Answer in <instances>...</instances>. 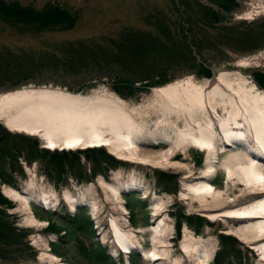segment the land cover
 Returning <instances> with one entry per match:
<instances>
[{
    "label": "rangeland",
    "instance_id": "1",
    "mask_svg": "<svg viewBox=\"0 0 264 264\" xmlns=\"http://www.w3.org/2000/svg\"><path fill=\"white\" fill-rule=\"evenodd\" d=\"M0 2L37 10L52 5L75 18L73 24L44 28L0 20V95L50 87L114 99L140 113L137 119L148 135L159 132L172 136L171 141L157 145L141 143L146 162L139 163L117 157L108 147L50 150L38 136L12 130L0 120V166L6 159L8 179L13 182L0 181L4 198L0 218L14 229L0 230V264H175L176 259L196 264L180 249L186 232L200 249L212 255L211 264H264L256 250L227 232L245 222L209 219L191 190L182 195L188 176L206 173L218 192L205 201L209 208L235 209L248 203L252 194L229 177L223 166L230 148L215 159V171H211L207 150L192 144L174 146L178 131L187 128V111L178 114L167 110L154 90L191 80L209 92L215 75L224 70L241 71L248 82L264 90L257 81L264 82V0H236L230 9L212 0ZM202 4L216 11L209 18L217 15L219 20L208 22L202 16L207 11ZM219 116L226 114L220 111ZM171 147L168 159L162 160ZM160 159L156 165L149 161ZM101 179L126 185L136 181L138 188L124 190L121 204L116 206L118 203L99 184ZM4 185L28 190L38 198L46 193L51 207L36 200L31 202L30 212L4 194ZM68 191L80 199L75 210L64 198ZM161 204L160 213L155 215L154 207ZM32 215L45 224L33 225ZM112 216L119 218L126 230H134L142 247L129 254L115 251L109 221ZM161 220L171 233L165 243H154L150 226ZM154 246L169 252L163 259L150 260L141 249ZM45 251L58 256L60 262L42 258Z\"/></svg>",
    "mask_w": 264,
    "mask_h": 264
},
{
    "label": "bare ground",
    "instance_id": "2",
    "mask_svg": "<svg viewBox=\"0 0 264 264\" xmlns=\"http://www.w3.org/2000/svg\"><path fill=\"white\" fill-rule=\"evenodd\" d=\"M214 83L209 92L191 80L186 83L173 82L154 90L161 105L167 110H174L178 114L187 111V128L178 131L174 146L192 144L203 151L207 150L211 171H215V159L225 148H230L223 161L226 173L243 184L252 195L248 203L235 209L209 208L210 204L205 201L211 196H217L218 192L206 173L199 177L188 176L190 179L187 177L189 181L182 195L191 190L204 205L203 209L207 211L206 217L209 219L225 217L245 222L229 227L227 232L256 250L264 262V90L256 83L248 82L244 74L236 70L218 72ZM220 111L225 112L224 118L219 116ZM139 115L135 108L129 109L126 103L114 99L88 97L50 87L23 88L0 95V120L12 130L38 136L50 150L108 147L119 158L145 163L141 143L157 145L171 141L172 136L159 132H149L148 135L144 124L137 119ZM199 116L204 122L199 121ZM171 149L173 147L166 154L163 153L162 160L168 159L165 157ZM149 161L153 165L161 163V159ZM99 184L118 203L116 206L121 204L124 190L138 188L136 181L127 186L119 181L108 183L101 179ZM3 192L7 197L20 201L30 212L31 202L36 200L49 207L52 204L46 193L38 198L28 190L19 191L9 185L3 186ZM64 198L73 210L80 203V199L69 191L64 193ZM84 200L88 199L85 197ZM161 206L154 207L155 215L160 213ZM120 208L123 209V206L120 205ZM93 213L98 218L97 207H94ZM109 221L115 251L129 254L142 247L134 230H126L119 218L112 216ZM31 223L45 224L34 215ZM163 223L161 220L150 226L154 243H165L166 235L171 233ZM196 241L187 232L184 234L180 247L184 257L195 259L196 264H211L212 255L200 249ZM161 244L159 246L163 247ZM141 251L153 261L163 259L169 252L159 251L158 246ZM44 257H48L51 262L60 260L49 251L43 253ZM174 263L184 264L181 259H176Z\"/></svg>",
    "mask_w": 264,
    "mask_h": 264
},
{
    "label": "trees",
    "instance_id": "3",
    "mask_svg": "<svg viewBox=\"0 0 264 264\" xmlns=\"http://www.w3.org/2000/svg\"><path fill=\"white\" fill-rule=\"evenodd\" d=\"M213 2H220L223 4L224 7H227L230 9L234 6L236 0H212ZM203 8H207L205 5H201ZM216 11H211L210 8H207V11L202 14L204 18H208L207 21L216 22L219 20L217 15H212V17H208L211 14H214ZM0 20H6V21H17V22H26L28 24H37L44 27H50L54 24H63L67 25V23L73 24L75 21V18H73L70 13L64 9H61L60 7H53L52 5L46 6L44 9L37 10L32 9L31 7H22L19 3H15L13 6H9L7 3L0 2ZM59 21V23H58ZM63 22V23H61ZM65 23V24H64ZM259 84L264 87V82L257 79ZM2 138H0L1 140ZM1 142V141H0ZM9 170L6 164V159H3L1 161L0 166V181L3 182H12V179H8L9 176ZM13 183V182H12ZM4 198L0 194V204L3 203ZM178 230L181 229V220L178 221ZM0 230L3 232L6 231H13L9 225H7V222H5L2 218H0ZM14 232V231H13ZM3 241H6V239H3Z\"/></svg>",
    "mask_w": 264,
    "mask_h": 264
},
{
    "label": "water",
    "instance_id": "4",
    "mask_svg": "<svg viewBox=\"0 0 264 264\" xmlns=\"http://www.w3.org/2000/svg\"><path fill=\"white\" fill-rule=\"evenodd\" d=\"M250 247V246H249ZM251 248V247H250Z\"/></svg>",
    "mask_w": 264,
    "mask_h": 264
}]
</instances>
